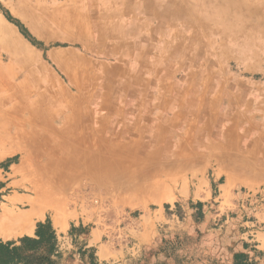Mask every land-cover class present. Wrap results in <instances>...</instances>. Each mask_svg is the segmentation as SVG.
<instances>
[{
	"label": "rangeland",
	"instance_id": "rangeland-1",
	"mask_svg": "<svg viewBox=\"0 0 264 264\" xmlns=\"http://www.w3.org/2000/svg\"><path fill=\"white\" fill-rule=\"evenodd\" d=\"M85 1L0 0V88L4 89L0 90V96L6 95L11 85L25 83L33 96L38 91L55 96L60 84L70 94H77L82 109L87 106L96 108L95 101L102 93L110 92L112 84L118 86L125 83L129 76L132 77L134 64L141 63L144 59L141 66L136 68L148 71L146 65L150 55L143 54L144 58H139L141 49L145 44L161 39L171 42L166 53H155L162 63L173 49H182L181 57L165 59L166 66L163 64L162 68H181L182 85L185 86L190 83L185 78L192 65L193 77H196V81L193 80L192 98L200 101L205 97L208 101H219L209 111L207 109V116L204 115L208 120L212 119L210 114L218 119L214 121L217 129L223 119L233 117L234 112L239 111V108L235 110L223 102L234 97H241L243 105L247 100L244 112L247 117L254 118L252 123L264 121V31L258 29L255 33H243L233 40L227 38L223 41L216 29L217 25L208 23L204 16L186 8L182 13L183 20L175 23L181 27V33H178L176 39V31L172 32L171 37L161 35L160 38H155L156 34L150 31L157 28L159 20L153 21L152 18L138 14L139 8L146 1L133 0L131 9L135 11V17L133 14L121 16L119 6L120 16L113 22L116 38H112L113 42L110 44H102L100 40L107 37L103 29L95 25L93 31L88 29L91 35L99 36L94 37L99 38L97 41L89 38L87 29L71 27L64 21L74 7L80 12H87L88 7H82L86 4ZM17 10L27 11L30 20L20 17ZM154 14L160 17L163 12L155 9ZM17 23L25 28L32 40L22 33ZM206 27H212V32L207 33ZM126 32H129L128 37H125ZM79 37L83 38L82 41H79ZM117 39L123 44L119 43L118 54H113L112 44L117 45ZM127 53L133 55V58L125 56ZM121 55L126 57L124 61L120 60ZM66 71L81 91L72 88L74 86L70 85ZM143 77L147 79L150 75L145 74ZM6 116L13 114L7 113ZM52 116L62 118L64 113H53ZM87 116L92 117L90 113ZM102 119L100 123L87 122V125L96 124L95 129L102 134L105 128L110 127L98 126L102 124ZM69 122V127L66 128L51 119L49 123L62 129L65 136H69V132L70 135L73 132V136L80 133L81 130L77 127L84 125L81 124L82 121L76 124L72 120ZM73 127H76L75 130ZM55 132L46 131L33 143L26 140L20 143L16 137L23 133V129L4 123L0 125V141L16 155L15 161L19 164L13 168V174L7 180V183L12 181L7 195L13 196H8L4 201H16V197L33 198L35 194L32 191L35 189L43 207L57 202L62 205L64 217L57 220L55 211L48 208L44 211L45 223L50 221L53 228L64 232L71 224L70 237H57L55 264H214L218 259L214 260L208 251H213L219 245L225 246L235 258V252L243 248V241L232 246L227 245L224 239L244 237L243 234L248 231L252 232V239L257 237V242H245L243 248L253 253L252 260L247 257L238 258L237 262L246 260L249 264H264V182L252 184V178H236L230 185V178L228 180L223 174L221 159H214L207 168L180 170L171 162H162L157 155L151 154L133 157L134 160L132 157L130 160L126 158L129 166L123 160L114 161L120 162L119 167L117 168V163H113L97 179L83 173L74 182L66 183L59 178L65 172H59L57 168V171H53L51 167L53 163L54 166H60L64 160L65 142L69 138L61 140L53 135ZM198 139L204 142L206 140L200 135L196 136L197 142ZM173 140L178 139L175 137ZM152 143L154 142L150 137L145 144L148 149L141 155L153 149ZM238 143H232L231 146ZM228 148L225 144L215 150L223 154ZM250 151L248 149L247 152ZM159 153L160 150L155 154ZM216 171L218 182L214 184ZM218 184L222 185L220 191L216 188ZM211 188L210 198L205 193ZM17 193L21 195L18 196ZM17 205L18 208H12H31L25 202L17 201ZM0 206L3 208L6 205ZM36 221L37 219L35 226ZM243 222H249L250 225L241 226ZM73 223L85 224L77 229L83 234L95 229L97 237H75ZM149 225L153 228V237H140L142 229ZM205 237H211L212 242H207L209 240ZM11 239L0 237L4 242ZM102 249L107 252L106 259L100 256ZM61 250L65 253L64 258ZM241 254L247 256L245 253L238 255Z\"/></svg>",
	"mask_w": 264,
	"mask_h": 264
},
{
	"label": "bare ground",
	"instance_id": "bare-ground-1",
	"mask_svg": "<svg viewBox=\"0 0 264 264\" xmlns=\"http://www.w3.org/2000/svg\"><path fill=\"white\" fill-rule=\"evenodd\" d=\"M144 1L146 2L148 1V4H146V2L142 4V6L138 10V14L142 15V17L145 15L146 17H149V19L152 18L153 21L159 20V22L157 21L158 23L157 28L151 31L149 30L150 33L153 32L154 35L156 34L154 36L155 38H160L161 35L167 37L170 36L172 32L176 31L174 35L175 37L173 36L174 39H176L178 37V33H181L180 30L181 27L177 26V24L175 25V23H177V20H181V21L183 20L182 13H184V9L186 8L195 10L200 15L204 16V18L207 20L208 23L217 25L216 29L218 30V34L223 41L227 38L233 40L239 34L255 33L254 31L258 29L264 31V0H144ZM85 2L86 4H83L82 7L87 6L90 11L87 10V12L84 13L78 11V9L74 7L72 12L66 16L64 21L67 23V25L71 27L87 29L89 33V38H93V39L94 37H99L96 35H91L90 31L94 30L93 26L95 25L96 27L101 28V30L103 29L107 33V37L102 38L100 40V43L102 44L103 42L110 44L113 42L112 38H116L114 35H116L117 33L115 34L114 33L115 31L113 30H115L114 23L118 19L117 17L120 16L119 6L121 7V12H122L121 16L133 14V16L135 17V13H134L135 11L133 12V10L131 9L132 4L134 2L133 0L132 1L131 0H86ZM155 9L162 11L163 14L160 15V17L156 16V14H154ZM17 14L25 20H30L27 11L17 10ZM116 26H118V21L116 23ZM211 29L212 27L211 28L206 27L205 30H207V33H211L212 32ZM262 31L261 33H263ZM95 33L97 32L95 31ZM128 35L129 32H126L125 37H128ZM82 39H83L82 37H79V41H82ZM96 39L97 41L99 40V38H95L94 40ZM108 40H112V41H108ZM156 41L157 42L145 44L143 46V49H141V54L139 58L140 57L144 58L146 53L150 52V50L153 47L159 48V50L156 48L155 51L156 50H158V52L165 51V53L166 50H168L171 47L170 41L161 40V39L159 40L156 39ZM116 42L117 45L112 44L113 54L115 53L118 54L117 49L120 46L119 43L121 41L117 39ZM189 46H191V44ZM25 47L23 46V48ZM172 53L177 54L174 51V49ZM143 54L145 55L143 56ZM168 55L169 53L167 54V56ZM125 56H129L133 58V55H130V53L125 54ZM120 57H121L120 58L121 61H124V59L126 58L123 55H121ZM164 57H166V54L164 55ZM154 59H158V57L151 58V60ZM143 62L144 59L141 61V63H136L133 65L134 69L132 74L133 77L132 81L139 82L138 77L140 75L136 73V71L138 70L136 66L138 65L141 66ZM157 62H158L157 65L162 64V61L160 59ZM61 66L65 67V65L63 64ZM66 72H67L66 76L69 77L70 85L74 86L72 88H75L77 91L78 90L81 91L78 84L77 83L76 85L74 84V79L72 81V77L70 76L69 72L68 71ZM224 82L226 83V81ZM26 84L27 83L11 85L7 90L8 93L7 94L4 93L6 95L0 96V125L4 123V125L7 124L13 126L16 129H23V133L18 135V137L20 140H26L29 143H33L35 139L38 140L40 135L44 134L46 131L49 130L53 132L56 131L55 134L53 135L61 140L69 138L65 142L66 145L65 151L63 152L64 160H62L60 166L59 165L54 166L55 163H53V166L51 167L53 171H57L56 170L57 168L59 172L60 171L65 172L64 173L65 175H63L64 177L59 176V178L61 177L60 180L63 179L66 183L74 182L75 181L74 179H76V177L82 175L83 173L88 174V176L92 177L93 179H97L107 168L109 169L112 167V165L116 164L118 160L125 161L127 160L126 158H129L128 160H130L131 157L133 159V157L136 156L144 157L145 155H151V154L156 155L155 153L158 150V147L156 145L153 147L152 150H149L148 153L141 155L143 152L147 151L148 149V147L145 144H147V141L148 139H150L151 136H153L152 138H155V140H157L160 144L161 141L162 142L165 141L164 140L165 137L163 136V134L168 135V131L164 130L165 118L163 115H161L160 113L158 114L157 112H154L152 110H146V109L144 110V109L136 108L134 110L132 109V111H129V113L126 112L119 114L118 122L120 123L122 129H117V127L110 125V127L105 128V131L103 130L104 132L100 134V132L95 129L93 123H88V125L86 123V125L84 124L81 127L80 126L77 127L79 128V130H81L80 133H77L75 136H73L72 135L73 132L71 133V135L69 132V136H65L62 129H57L56 127L51 126L49 122L51 119L56 123L62 124L63 128L69 127L68 124L70 123L69 122L70 118L69 115H67V113L70 111L82 112V103L78 101L76 97L77 94L76 95L70 94L66 88H63V86L59 84L58 85L59 92L56 93L55 96L53 95L51 96L50 94L48 95L42 91L40 92L38 91L33 96L32 92H30V89L27 90ZM0 90H4V89L0 88ZM184 99L185 97L183 98V101ZM188 104L190 107L191 106H193V108L195 107L194 116L196 117H193V119H191V121L186 125L185 134L182 137L177 138L179 140L176 150L177 153L179 152V153L187 154V156H192L189 155V153H191V150H193L194 147L199 150V148H197L196 146L197 145L196 136L200 133L199 131L200 128L203 130L201 132H203L206 137L214 139L212 140L214 141V144L217 145L226 144L230 146L232 143L235 142L243 143V139H241V137L236 135L235 131H232V133L229 134V136L224 135V128L229 123L230 121L229 119H223L221 125L218 123L219 129H217L214 124V121L216 122L218 121V119L211 114L210 117H212V119L208 120L207 117H205L208 115L205 114L207 109L209 111V109L213 107L212 101H208V99L202 97L200 101L198 100V105H196V101L195 102L188 101ZM58 112L64 113V117L54 118L52 116L53 113H58ZM7 113L13 114V116L8 117L6 116ZM48 114L51 116H48ZM99 117L100 115L95 118L96 123H100ZM178 117L179 116L177 115L173 119L171 124H175V121L178 120ZM92 119L93 117L90 118L89 116L88 122H93ZM185 124H184V128H185ZM75 128L76 127H73L72 129L75 130ZM192 128L194 129L192 130ZM191 130L192 133H190ZM247 140H250L249 143H253L254 147H257L256 146V144L258 143L257 138L255 139V142L252 139V137L248 138ZM133 160L132 162H134ZM114 161L117 162L114 163ZM119 163H117L118 164L117 168L119 167ZM125 163L129 166V163H127L126 161ZM121 167L122 166H120V168ZM32 193L35 194V197L33 198H23L16 201H10V204H14V205L16 204L17 201L28 203L29 205H31L30 209L20 210L16 208H11L6 205L0 210L1 238L8 240L11 238L22 237L25 235H32L35 230V220L43 219L44 211L48 208H52L55 211L57 220H60L64 217V212L61 210L62 205H60L57 202L55 205H45L43 207L41 201H39L38 199L39 198L38 191L34 189ZM100 256L102 259H106L108 257L105 249L101 250Z\"/></svg>",
	"mask_w": 264,
	"mask_h": 264
},
{
	"label": "crops",
	"instance_id": "crops-1",
	"mask_svg": "<svg viewBox=\"0 0 264 264\" xmlns=\"http://www.w3.org/2000/svg\"><path fill=\"white\" fill-rule=\"evenodd\" d=\"M156 48L153 47L150 50V52H148L150 58L148 59V65L145 64L146 67H148V71L145 72L142 70L136 71V73L140 75L138 77L139 82L132 81L131 80L132 77L129 76L125 83H120L118 84V86L112 84L110 92L102 93L100 95V98L97 99V101H95L96 108H92V107L88 108L87 106V108L82 109V112L74 111L77 112L74 113L70 111L67 113V115H69L70 120H72L74 124L79 123V121L81 120L82 121L81 124L86 125V123L89 121L87 115L90 113L91 116L93 117L92 119L93 122H95L96 120L95 118L97 116L99 115L102 116L103 119L99 117V119H102V124L98 126L105 128L107 125H112L114 127H117V129H122L120 123L118 122V118H119L118 116L120 113H126V112L129 113V111H132V109L134 110L136 108L137 109L140 108L144 110L145 109L152 110L164 116L165 118L164 130L168 131V135L163 134V136L165 137L164 139L165 141L164 142L161 141L160 144L157 140H155V138H152L151 136L154 142L152 144L154 146L156 145L158 147V150H160V153L156 154L157 157H159L158 159L160 161L171 162V164H173V166L176 169L181 170L185 168L191 170L196 167L207 168L209 163H212L214 159H221L223 162V168H222L223 174L228 178V180L230 178V181H228L230 185H232L234 179L236 178L238 179L252 178L253 179L251 181L252 184H259L264 182V121L263 122L260 121V123L258 124L252 123V119L254 118L247 117L244 112L247 109V100L245 102V105H243L241 101V97L238 98L234 97L233 99H229L226 101L223 100V102H226L228 106L234 107L235 110L236 108H239L238 112H234L233 117L230 116L228 118L230 121L224 128V135L229 136V134H231L232 131H235L236 135H238L239 137H241V139H243V144L239 142L238 144H233L232 146L230 145L231 147L228 146L229 148L227 149V151H225L223 154H220L215 149L216 147H221L225 144L221 146L219 144L218 145L214 144V141H212L214 139L206 137L204 133L201 132L203 130L200 128L199 130L200 133L198 135L206 138L205 142L199 139L198 142L196 141L197 142L196 146L200 150L194 147L193 150H191V153H189V155L192 156H187V157L186 156L184 157L183 153L176 152L177 144L179 140L175 141L173 139L175 137L176 139L178 137H182L183 131L186 132V125L191 121V119H193V117H196L194 116L195 107L194 108L193 106L190 107L188 104V101H194V102L196 101V105H198V98H196V100L192 98L193 97L192 92L194 89L193 80L196 81V77H193V67L192 65H190V67L188 68V72L186 73L187 77L185 78V81L190 83L189 85L187 84L185 86L182 85L183 81H182V76L180 75L181 68L179 69H176V67L169 69L162 68L163 64L166 62L165 59H170L172 56H175V59L177 58V56L181 57L182 49L181 48L175 49L174 51L177 54L170 52L169 55L164 59V62L160 65L159 64L157 65L158 63L157 61H159V58L151 60L152 57L153 58L157 57L155 53L158 52L159 48H157L158 50L155 51ZM148 53H146V55ZM145 74L150 75V77L147 78V80L145 77H143V75ZM183 92H185L186 94ZM184 97L185 99L183 101ZM215 100L216 99L211 100L213 107L215 106V104L219 103V101H215ZM240 110H242V112H240ZM177 115L179 116L178 120L175 121V124H171V122ZM186 116L188 119L190 118L189 121L186 118ZM103 120H106V122H104ZM184 124H185V128H184ZM94 127H96V124L94 125ZM251 137L254 140V142L256 138L258 139L257 141L258 143L256 144L257 147H254L253 143L248 144L250 140L247 139ZM16 139L20 143H22V140L19 139L18 134ZM248 149L251 150L249 153L247 152ZM15 158L16 155L11 151V149H9L8 146L5 145V143H2L0 141V159H1L0 160V205L5 204L11 208L12 207L18 208L17 202L14 205V204H10V202L6 203L4 199H6L8 196H13L9 194L7 195L8 186L12 183V181L7 183V180H8V176L13 174V168L18 167L19 165L15 161ZM241 158H243L244 160ZM214 174L216 175L215 179L213 180L215 184L218 182L217 171ZM235 184H236V180H235ZM221 186H222L221 184H218L216 188L220 191ZM194 192H196V190ZM9 193H13V192H9ZM17 194L18 196L21 195L19 193ZM205 195H209V197L211 198L212 188L210 191H207ZM16 200H19V197H16ZM1 209L2 208L0 206V210ZM45 220H46V216L44 219L37 220L33 234L25 235V236H28L30 238H36L37 225L40 223H45ZM249 225H250L249 222L246 223L243 222L241 226H249ZM84 226H85L84 223H78V224L73 223V227L76 230L75 237H97V233H95V229H91L85 234L77 230L78 228ZM54 229L56 231L57 237H70L69 231L71 230V224L67 227L65 232L57 228ZM153 235H154L153 228L149 225L147 228L142 229V232L140 233L139 236L153 237ZM251 235L252 232L248 231L246 232V234H243L244 237H228L224 239V242H226L227 245L235 246V244H237L240 240H242L243 241L242 246L244 248L245 242L246 243L257 242L256 239L257 237H253L255 239H252V237H250ZM25 236L14 238L11 239L10 241H18L19 239H22ZM205 238L206 240L207 239L209 240L207 242L209 243L212 242L211 237H205ZM253 247L257 248V246H253ZM243 248L236 251L235 255H238L239 253H245L247 254V259L251 261L253 253L247 252ZM60 252H62V257L64 258L65 253L62 250ZM208 254L211 255L214 260L215 258L218 259V261L214 262V264H235V258L230 254V252H228L225 246L224 247H221L220 245L216 246L214 247L213 251L210 252L208 251ZM52 258L55 259V256L53 255ZM159 258L162 257L159 256ZM163 260L166 261L165 258H163Z\"/></svg>",
	"mask_w": 264,
	"mask_h": 264
},
{
	"label": "trees",
	"instance_id": "trees-1",
	"mask_svg": "<svg viewBox=\"0 0 264 264\" xmlns=\"http://www.w3.org/2000/svg\"><path fill=\"white\" fill-rule=\"evenodd\" d=\"M22 33L30 40L25 28L20 25ZM57 242L56 231L50 221L37 225L36 238L25 236L18 241L3 242L0 240V264H55L52 256L57 253L55 250ZM246 255H236L235 264H249L237 262L238 258L245 259Z\"/></svg>",
	"mask_w": 264,
	"mask_h": 264
}]
</instances>
